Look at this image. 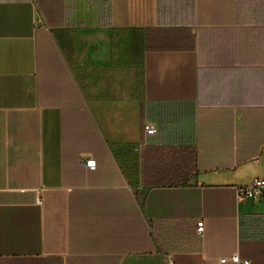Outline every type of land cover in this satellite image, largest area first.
Listing matches in <instances>:
<instances>
[{"label":"crops","instance_id":"crops-1","mask_svg":"<svg viewBox=\"0 0 264 264\" xmlns=\"http://www.w3.org/2000/svg\"><path fill=\"white\" fill-rule=\"evenodd\" d=\"M259 176L264 0H0V264H264Z\"/></svg>","mask_w":264,"mask_h":264},{"label":"built area","instance_id":"built-area-1","mask_svg":"<svg viewBox=\"0 0 264 264\" xmlns=\"http://www.w3.org/2000/svg\"><path fill=\"white\" fill-rule=\"evenodd\" d=\"M144 129L148 134H154L156 132V126L154 124H146ZM85 165L94 169L96 167V160L88 159L85 161ZM236 193L238 200L249 198L257 201L264 199V177H255L248 184L237 186ZM197 225L198 233L202 234L204 231V222L200 220ZM206 264H251V261L242 258L238 253H236L231 256L221 257Z\"/></svg>","mask_w":264,"mask_h":264}]
</instances>
